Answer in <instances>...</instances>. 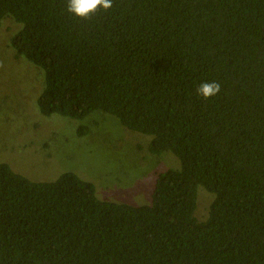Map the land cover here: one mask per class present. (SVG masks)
<instances>
[{"label": "trees", "instance_id": "1", "mask_svg": "<svg viewBox=\"0 0 264 264\" xmlns=\"http://www.w3.org/2000/svg\"><path fill=\"white\" fill-rule=\"evenodd\" d=\"M1 26L43 114L102 110L180 167L133 205L0 162V264H264V0H0Z\"/></svg>", "mask_w": 264, "mask_h": 264}, {"label": "rangeland", "instance_id": "2", "mask_svg": "<svg viewBox=\"0 0 264 264\" xmlns=\"http://www.w3.org/2000/svg\"><path fill=\"white\" fill-rule=\"evenodd\" d=\"M12 33L0 27V162L34 181H52L73 171L94 183L100 199L133 205L150 203L157 175L179 168L171 152L149 149L152 136L125 127L117 117L94 110L83 118L43 114L38 97L45 87L42 67L17 55ZM87 126L85 134L77 133ZM198 187V218L211 194Z\"/></svg>", "mask_w": 264, "mask_h": 264}]
</instances>
